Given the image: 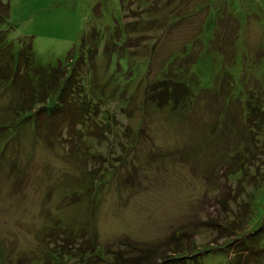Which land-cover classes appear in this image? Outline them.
<instances>
[{
	"label": "rangeland",
	"instance_id": "374dc122",
	"mask_svg": "<svg viewBox=\"0 0 264 264\" xmlns=\"http://www.w3.org/2000/svg\"><path fill=\"white\" fill-rule=\"evenodd\" d=\"M5 1L9 37H30L41 64L63 61L89 26L104 31L108 50L103 42L84 84L95 121L108 124L84 135L87 155L65 135L49 142L29 122L12 126L18 93L0 83V264H62L52 251L65 223L104 249L187 231L196 248H214L208 263L226 259L231 237L208 224L234 215L221 201L252 180L255 203L264 202V126L247 129L243 109L264 79V0ZM117 37L124 72L110 51ZM175 73L190 88L185 107L146 100L152 83ZM261 221L262 205L247 227Z\"/></svg>",
	"mask_w": 264,
	"mask_h": 264
},
{
	"label": "trees",
	"instance_id": "16d2710c",
	"mask_svg": "<svg viewBox=\"0 0 264 264\" xmlns=\"http://www.w3.org/2000/svg\"><path fill=\"white\" fill-rule=\"evenodd\" d=\"M13 28L9 2L0 0V83L12 85L18 93V101L9 107L13 116L12 126L16 128L29 122L34 136L45 135L49 142L51 138L58 139L65 135L63 139L70 144V148L81 154H89L84 145V135L89 133L98 137L102 135L99 130L106 129L105 125L108 124L95 121L94 118L100 111L99 106L88 94L87 84H84L89 66L97 57L99 48L105 43V50H108L104 31L96 26H89L90 29L80 35L78 42L67 52L63 61L57 60L45 65L38 61L30 37H9ZM118 40L119 37L113 42L117 48H111L110 51L116 54L117 68L124 72L130 63L124 60L125 57L122 60L125 64L119 61L122 58L120 49L124 42L119 44ZM222 56L226 58V55ZM183 65L179 68L182 69ZM182 76L175 73L156 80L147 90L146 100L154 101L158 105L172 103L185 107L191 92ZM258 89L259 93L253 88L249 89L243 102L244 122L250 131L262 130L264 126V79L258 83ZM240 94L241 92L238 96ZM90 120L91 125L88 122ZM4 127L6 126L0 124V130ZM107 130L110 131L108 127ZM249 185L253 189L256 187L252 180ZM239 187L245 188L243 185ZM253 189L249 191L242 188L241 193L236 192V196L227 202L228 205L221 201L225 207L231 206L228 212L234 213L225 223L208 222L209 225L217 226V233L225 231L226 237H231V241L223 246L227 249H221V256L227 258L218 264H247L251 258L264 262V221L247 227L257 207L264 206V202L258 205L255 203ZM81 195V192H74L70 196L75 199ZM93 201L90 196L87 202L89 215ZM82 225L84 221L80 226ZM74 234L72 224L65 223L60 236H57L59 238L52 253L55 252L53 258L59 256L62 259V264H76L77 261L80 264H211L206 258L215 256L213 247L196 248L194 235L187 231L178 234L174 232L157 243L118 240L115 249L99 248L96 241L91 242L82 233L76 237ZM84 245L89 248L85 250ZM43 264L48 262L44 261Z\"/></svg>",
	"mask_w": 264,
	"mask_h": 264
}]
</instances>
